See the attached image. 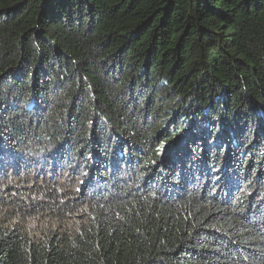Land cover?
I'll use <instances>...</instances> for the list:
<instances>
[{
	"label": "trees",
	"instance_id": "obj_1",
	"mask_svg": "<svg viewBox=\"0 0 264 264\" xmlns=\"http://www.w3.org/2000/svg\"><path fill=\"white\" fill-rule=\"evenodd\" d=\"M0 264H264V0H0Z\"/></svg>",
	"mask_w": 264,
	"mask_h": 264
}]
</instances>
